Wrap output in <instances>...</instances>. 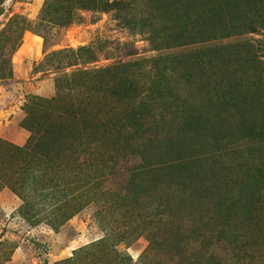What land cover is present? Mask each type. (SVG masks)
<instances>
[{
  "label": "rangeland",
  "instance_id": "1",
  "mask_svg": "<svg viewBox=\"0 0 264 264\" xmlns=\"http://www.w3.org/2000/svg\"><path fill=\"white\" fill-rule=\"evenodd\" d=\"M0 264H264V0H0Z\"/></svg>",
  "mask_w": 264,
  "mask_h": 264
}]
</instances>
